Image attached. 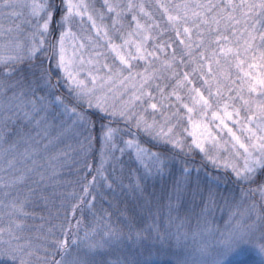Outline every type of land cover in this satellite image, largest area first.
<instances>
[{
	"label": "rangeland",
	"instance_id": "1",
	"mask_svg": "<svg viewBox=\"0 0 264 264\" xmlns=\"http://www.w3.org/2000/svg\"><path fill=\"white\" fill-rule=\"evenodd\" d=\"M196 1L154 0L173 23L180 41L189 30L185 22H179L176 11ZM223 1L235 7L243 2ZM48 3L26 0L27 15L36 21L33 24L23 17L2 26L5 36L1 42H5L0 52L11 48V41L16 43L13 49L29 59L47 51L52 17ZM61 6L63 26L52 53L60 74L86 108L104 111L119 122H131L159 143L168 141V126L180 124L178 132L188 137L196 151L211 165H221L236 177L247 179L264 166L263 49L253 48L251 40H242L238 33L217 36L198 53L202 90L186 76L187 85L181 79L171 45L162 39L141 0H61ZM28 96L31 101L39 100L43 110L60 121L75 115L56 95L35 94L31 88ZM6 116L0 114V121ZM101 146L94 187L104 197L117 194L126 184L166 182V158L124 127L106 128ZM181 172L183 192L175 190L168 212L159 219L153 217V225L143 228V233L152 229L156 234L153 245L146 241V249L141 251L140 240H132L123 257L111 248L123 241L88 244L89 237H83L57 264H264V213L253 197L259 196L264 209V183L250 194L227 188L220 174L191 164H183ZM188 194H195L197 201H190L181 211V201ZM92 203L90 198L88 206ZM99 209L104 213V207ZM104 225L109 231L104 238L120 237L121 232L113 234ZM134 225L130 218L125 219L124 226L138 230ZM121 226L120 222L117 231ZM168 243L176 257L156 258L154 250L147 252L154 247L167 249ZM99 245L104 248L96 249Z\"/></svg>",
	"mask_w": 264,
	"mask_h": 264
},
{
	"label": "trees",
	"instance_id": "2",
	"mask_svg": "<svg viewBox=\"0 0 264 264\" xmlns=\"http://www.w3.org/2000/svg\"><path fill=\"white\" fill-rule=\"evenodd\" d=\"M141 1L156 21L162 39L171 45V56L181 79L184 81L186 76L199 89L203 90L204 80L198 53L217 36L238 33L242 40H251L253 48L264 50V0H243L236 7L223 0H197L192 6H180V11H176L179 22H185L189 30L184 41L177 38L173 23L166 20L154 0ZM48 10L52 17L47 51L29 59L19 55L13 49L16 43L11 41L12 47L0 52V114L7 115L0 121V264H57L83 237H89L88 244L108 239L115 240L112 244L123 241L117 248L111 247L123 257L131 249L128 244H133L132 240L139 239V249L145 250L146 241L153 245L156 234L152 229L143 233V228L153 225V217L159 219L168 212L175 201V190L183 192V164L220 174L227 188L236 192L254 194V189L261 187L264 166L247 179L231 175L228 169L211 165L196 151L188 137L178 132L180 124L168 126V141L159 143L131 122H119L104 111L81 104L56 67L52 53L53 42L63 26L61 0H49ZM23 17L33 24L36 21L27 15L26 0H0V45L5 42H1L5 36L2 26L5 28L11 21L17 23ZM31 88L35 94L58 96L75 115L58 120L43 110L39 100H30ZM110 126L124 127L162 154L168 161L166 182L126 184L117 194L107 193L105 197L97 191L94 183L101 136ZM191 195L184 196L181 211L190 201H197L195 194ZM253 197L264 213L259 196ZM90 198L93 203L89 207ZM103 207L101 214L99 208ZM126 218L134 221L138 230L124 226ZM104 222L113 229L111 233L121 232L120 237L104 238L109 234ZM120 222L121 230L117 231ZM123 232L127 235L122 236ZM144 235L147 236L142 239ZM167 245V249L154 247L147 252L154 250L156 258L164 255L165 259L170 254L176 257L172 243ZM100 248L104 247L99 245L96 249Z\"/></svg>",
	"mask_w": 264,
	"mask_h": 264
}]
</instances>
